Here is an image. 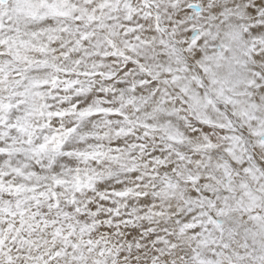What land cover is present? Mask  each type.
Listing matches in <instances>:
<instances>
[{"label": "clouds", "instance_id": "obj_1", "mask_svg": "<svg viewBox=\"0 0 264 264\" xmlns=\"http://www.w3.org/2000/svg\"><path fill=\"white\" fill-rule=\"evenodd\" d=\"M0 239L264 264V0H0Z\"/></svg>", "mask_w": 264, "mask_h": 264}, {"label": "snow or ice", "instance_id": "obj_2", "mask_svg": "<svg viewBox=\"0 0 264 264\" xmlns=\"http://www.w3.org/2000/svg\"><path fill=\"white\" fill-rule=\"evenodd\" d=\"M4 244V240L0 239V246H3ZM57 255H59V253H57ZM9 260H11V257L9 256Z\"/></svg>", "mask_w": 264, "mask_h": 264}]
</instances>
